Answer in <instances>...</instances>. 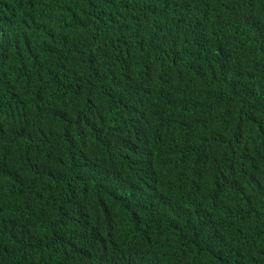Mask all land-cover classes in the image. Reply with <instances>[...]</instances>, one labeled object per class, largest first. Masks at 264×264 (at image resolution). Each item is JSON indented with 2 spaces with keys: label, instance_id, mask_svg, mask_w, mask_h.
<instances>
[{
  "label": "trees",
  "instance_id": "1",
  "mask_svg": "<svg viewBox=\"0 0 264 264\" xmlns=\"http://www.w3.org/2000/svg\"><path fill=\"white\" fill-rule=\"evenodd\" d=\"M0 264H264V0H0Z\"/></svg>",
  "mask_w": 264,
  "mask_h": 264
},
{
  "label": "clouds",
  "instance_id": "2",
  "mask_svg": "<svg viewBox=\"0 0 264 264\" xmlns=\"http://www.w3.org/2000/svg\"><path fill=\"white\" fill-rule=\"evenodd\" d=\"M239 73V70L234 73V74H230V76L232 77V80L231 82L229 83V86L228 87H231V86H234L236 88V86L240 85V84H247V79L250 78L251 76L249 74H253L252 71H242L240 73V75H238L237 77H240L242 76V79L239 83H234L232 82L233 81V78L236 77V75ZM242 94V95H245L247 99H249L250 96H252V91L251 90H244L242 93H239V95ZM253 96L257 97L258 98V95L255 93ZM152 194H157L158 195V199H157V204L156 206L154 205V208H152V211L153 213H156L157 216H162L164 213H168L170 212L171 208H168L166 206H162L163 202H162V196L159 195L158 191L157 190H152L151 191V195ZM173 207V206H172ZM176 212V211H174Z\"/></svg>",
  "mask_w": 264,
  "mask_h": 264
}]
</instances>
